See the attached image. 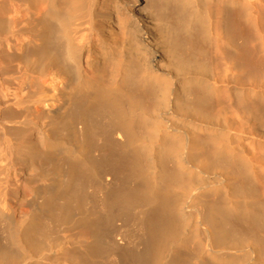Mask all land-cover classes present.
<instances>
[{"label":"bare ground","instance_id":"bare-ground-1","mask_svg":"<svg viewBox=\"0 0 264 264\" xmlns=\"http://www.w3.org/2000/svg\"><path fill=\"white\" fill-rule=\"evenodd\" d=\"M3 29L0 264H47L70 216L80 264H264V118L240 115L264 90L239 82L264 67V0H0ZM26 101L35 117L7 118ZM12 129L37 132L18 161ZM28 160L58 168L19 221L6 184ZM67 244L51 253L79 264Z\"/></svg>","mask_w":264,"mask_h":264},{"label":"rangeland","instance_id":"rangeland-1","mask_svg":"<svg viewBox=\"0 0 264 264\" xmlns=\"http://www.w3.org/2000/svg\"><path fill=\"white\" fill-rule=\"evenodd\" d=\"M4 26V25H3ZM6 26V25H5ZM6 30H7V28H6ZM6 30H0V32H5ZM242 33L243 32H241V36L242 37H244L245 35H242ZM88 48V49H87ZM90 45H88L87 47H86V49H85V52H84V58L83 59H85V60H83L84 61V64H85V66H86V68H88L89 67V65H90V62L92 61V58L91 57H89V55H90ZM89 52V53H87V52ZM255 57H254V62L256 63V65L255 64H253L252 65V68H253V72H254V74L256 73V75L255 76H259V74H260V72H259V70H260V66H258L259 65V61H256V60H259V58H258V56L257 55H254ZM256 58V59H255ZM257 62H258V65H257ZM215 63H211V64H209V66H208V68H210V69H208V70H210V71H208V72H210V75H214V73H216L217 71L215 70V65H214ZM211 65V66H210ZM213 65V66H212ZM255 65V66H254ZM261 65V64H260ZM260 67V68H257V67ZM262 66V65H261ZM217 69V68H216ZM264 70V67L260 70L261 71V74H260V76L261 77H258V78H254V74H251L250 76H246V75H240L239 77H241L240 79V83L242 84V85H247V86H250L251 85V83L253 84V85H251V86H254V85H256V87L259 89V90H261L262 88V90H264V76H263V71ZM263 71V72H262ZM8 73V72H7ZM6 73V74H7ZM212 73V74H211ZM6 74H4V71H2V70H0V94L2 93L1 92V90H2V87L7 83V81H6V79H5V77H6ZM209 74V73H208ZM258 74V75H257ZM244 77H245V80H244ZM230 78V77H229ZM246 78H248L249 80H250V82L248 81V79H246ZM232 79V78H231ZM253 79H255V80H253ZM260 79H261V81H260ZM8 81H10V79H8ZM229 81V80H228ZM232 83H228L229 84V87H230V89H229V94H236V92H235V90L233 89V88H235L236 87V80L235 79H232ZM255 81H256V83H255ZM230 82H231V80H230ZM248 83V84H247ZM249 83H250V85H249ZM262 83H263V85H262ZM233 84V85H232ZM235 85V86H234ZM261 86V87H260ZM232 89V90H231ZM234 91V92H233ZM24 92V91H23ZM262 95H259L260 96V98H259V96L258 97H256L255 99L258 101H254L253 99L251 100V101H253V103L252 102H247V103H244V107H242L241 108V114L240 115H244V117H243V115H242V117L245 119H247V120H249V118H250V116L248 117V108H250L249 110L250 111H256V112H260V116H262L263 118H264V105L262 106V104H264V92L263 93H261ZM232 95V99L234 98L236 101L237 100H240V99H242V97L241 96H238L237 97V94L236 95H234L233 96ZM239 97H240V99H239ZM233 99V100H234ZM234 100V101H235ZM260 100H263V101H260ZM263 102V103H262ZM148 103V101H146L145 102V106H144V108L145 107H147V108H149V106H150V104H147ZM259 103H261L260 105H259ZM245 104H253V105H251V106H248V105H245ZM247 106V107H246ZM23 107V108H22ZM151 107V106H150ZM252 107H253V110H252ZM26 108V109H25ZM244 108V109H243ZM28 109V110H27ZM26 111V112H25ZM242 111H244V112H247L246 114L245 113H243ZM6 113H7V118L8 119H16V120H18V119H24V118H26V117H35V114L33 113V109L29 106V103L26 101L24 104L22 103V104H20V105H18V106H15V107H11L9 110L7 109V111H6ZM245 115H247V116H245ZM38 119H41V115H40V117L38 118ZM245 119V120H246ZM251 119V118H250ZM41 122H42V120H41ZM51 123H52V125H51ZM253 123V127L254 128H257L256 130L254 129V132H255V134H260V135H262L261 137H260V135H257V136H259L260 137V139H261V141L263 142V144H264V138H263V136H264V126L263 125H259V120H257V121H255V123L254 122H252ZM56 124H58V125H56ZM257 124V125H256ZM51 125V126H50ZM52 126H53V129H55V127L57 126V127H59L60 128V124L59 123H54V122H51V121H49V126L48 127H50V128H52ZM55 126V127H54ZM56 127V128H57ZM259 129V130H258ZM14 129H12L11 130V136L13 137V139L11 140L12 141V146H13V149H14V153H13V155H14V158L18 161L19 159V157H20V153H19V151H18V147H19V145L21 144V142L23 141V139H25V138H27V139H32V140H34V141H37L38 139H37V132H34V134H32V132L31 131H29V130H20V132H19V130H14ZM258 130V131H257ZM16 131V132H15ZM262 131V132H261ZM262 134H261V133ZM10 133V132H9ZM0 150H2L4 147H5V135H4V132L3 131H1L0 132ZM148 146V147H147ZM148 148H151L150 146H149V144H148V142H146V145H145V152L148 154V156H149V153H150V150L151 149H148ZM263 149V150H262ZM262 149H260V152H261V154L262 155H264V148H262ZM162 158H164V156H162V155H160V156H158L155 160L156 161H158L159 159H162ZM40 162L38 161L37 162V160L35 161V163H32L31 162V160H28L27 162H26V166H25V169H23V170H20V171H18V173L15 175V176H13V177H11L9 180H8V182H7V190H8V198H9V201L11 202V205H13V207L15 206L16 207V213H17V218H18V220L19 221H21V216H20V206H23V207H28V205H27V203H25V200H28L32 195H33V189L35 188V187H37V184L38 185H42L43 187H42V189H45L47 186V188L45 189L46 190V192H45V196H48V192L49 191H47L48 190V188L50 189V187H51V185H52V180H54V179H52L53 177L55 178V173H54V169H56V168H58V165H56L55 166V164H51V162L49 163V161L47 162V164L46 165H42L41 163L39 164ZM49 163V164H48ZM34 166H33V165ZM36 166V167H35ZM37 166H41V167H37ZM56 167V168H55ZM45 168H46V171H45ZM232 168V169H231ZM35 169H37V170H35ZM152 169V168H151ZM230 170H234V166H230V168H229ZM153 170V169H152ZM39 171L42 173H39ZM43 171H45L46 173H44ZM40 175H39V174ZM38 175V176H37ZM46 175H48V177L49 178H46ZM40 176V177H39ZM0 177H2L3 178V175L2 176H0ZM27 177H30V179H27ZM32 177V178H31ZM46 178L45 180H44V185L42 184L43 183V178ZM51 177V178H50ZM40 178V179H39ZM41 179H42V181H41ZM49 179V180H48ZM50 179H52V180H50ZM38 180H39V182H38ZM47 181H48V183H47ZM49 183L51 184V185H49ZM91 190V189H90ZM90 190L89 189H87L86 190V193H88L89 192V196H90V198H91V203L92 204H90V201H88V204H86V205H88V206H86V208L87 209H90V208H94V207H97L98 208V206H96L97 204V199L99 198V196H96L97 194H95V193H92V191L90 192ZM94 194V195H93ZM96 196V197H95ZM42 197H44V196H42ZM92 197H94V198H92ZM92 199H95V200H92ZM94 201V202H93ZM89 205H92L90 208H89ZM99 209V208H98ZM73 217L72 216H70V218H67L66 220H64V222L63 221H61V223L58 221V219L56 220L57 221V223H56V221H55V223L54 224H52L51 226H50V228L52 227L53 229L51 230L50 228H48V231H47V234H46V236H45V239H47L46 241H47V243H45V245H44V247H43V249H42V253L44 254V261L47 263V264H70L69 262H67V261H64V258H61V257H63L62 255H59V254H55V253H51V252H56V250H58V252H60V246H62L63 248L64 247H66V246H63V245H66L67 244V242H68V248H69V246H71L72 245V247H70L68 250H67V252L69 253V257L73 260V262H77V263H79L80 264V262H79V260H78V258H76V256L74 255L75 254V250H74V247L77 245V243H78V241H76V240H78L77 239V235H76V232H77V234H79L80 233V231H82L83 230V228H81L80 226H79V224H76L75 222H74V220L72 219ZM124 218H120V220H122L123 222L121 223V221L118 219V221H115L114 223L116 224H119L120 223V225L122 224V225H126V221L124 222V220H123ZM68 220H69V222H68ZM72 220V221H71ZM119 222V223H118ZM59 223V224H58ZM65 223V224H64ZM69 224V225H67V224ZM55 224H56V228H54L55 227ZM61 224L63 225V226H61ZM74 225V226H73ZM79 227V228H78ZM50 229V230H49ZM51 231V232H50ZM48 232L50 233V235L48 234ZM75 232V233H74ZM74 233V234H73ZM49 235V236H48ZM73 235H74V237H73ZM48 236V237H47ZM74 238H76V239H74ZM69 239V240H68ZM66 240H68V241H66ZM73 240H75V241H73ZM75 245V246H73V244ZM70 243H71V245H70ZM76 243V244H75ZM53 250V251H52ZM70 250H72V251H70ZM73 257V258H72ZM103 261V260H102ZM105 261V263H103V264H109V262L111 261V259L110 258H108V259H106V260H104ZM107 262V263H106Z\"/></svg>","mask_w":264,"mask_h":264}]
</instances>
